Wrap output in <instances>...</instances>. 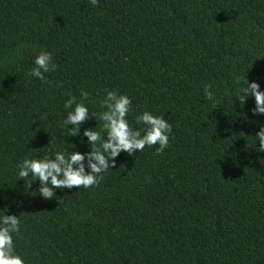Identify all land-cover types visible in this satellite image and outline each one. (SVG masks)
Segmentation results:
<instances>
[{"label":"trees","instance_id":"obj_1","mask_svg":"<svg viewBox=\"0 0 264 264\" xmlns=\"http://www.w3.org/2000/svg\"><path fill=\"white\" fill-rule=\"evenodd\" d=\"M41 50L58 66L46 81L28 76ZM236 75L264 90V0H0V211L20 217L17 252L28 264H264V116L235 101ZM105 90L132 99L133 129L145 110L163 116L168 147L122 152L98 185L51 200L38 181L26 189L25 157L90 150L68 136L64 103L86 91L99 113Z\"/></svg>","mask_w":264,"mask_h":264},{"label":"clouds","instance_id":"obj_2","mask_svg":"<svg viewBox=\"0 0 264 264\" xmlns=\"http://www.w3.org/2000/svg\"><path fill=\"white\" fill-rule=\"evenodd\" d=\"M98 0H91L96 6ZM53 53L41 50L34 58L33 67L28 76L46 81V73L54 72L57 68ZM246 76L233 77L238 86L234 94L235 101L244 104L250 97L255 106L251 109L253 116H264V90L255 81L249 82ZM243 79V86L240 81ZM204 95L208 101L215 103L216 92L205 86ZM89 94L81 92L78 102L76 97L70 96L64 103V109L69 110L63 120V126L69 137L78 138L81 144L86 143L89 151L61 150L52 155L25 157L17 164V181H23L24 187L30 189L34 182H39L36 192L46 200L55 197V190L81 188L88 189L99 184L104 174L116 167V158L123 152L128 156L142 152L145 147H156L157 155L169 145L172 134V125L163 117L154 115L147 110L136 116V123L143 127L133 129L127 117L133 111L132 99L116 90H105V95L99 101V113L91 112L84 103ZM75 105V107H73ZM98 119L102 122L94 128H85L84 125ZM254 139L259 142V153H264V124L258 125ZM75 146L73 145V148ZM6 210V211H5ZM5 207L0 211V264H28L25 257L16 250L14 236L21 230V220L17 215L7 214Z\"/></svg>","mask_w":264,"mask_h":264}]
</instances>
